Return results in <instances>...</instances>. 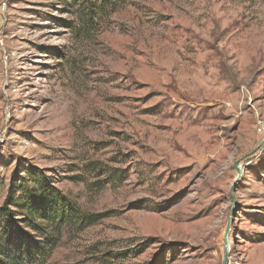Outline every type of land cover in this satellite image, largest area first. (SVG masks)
<instances>
[{"label":"rangeland","instance_id":"obj_1","mask_svg":"<svg viewBox=\"0 0 264 264\" xmlns=\"http://www.w3.org/2000/svg\"><path fill=\"white\" fill-rule=\"evenodd\" d=\"M36 170L82 220L36 231ZM12 185L7 264H264V0H0Z\"/></svg>","mask_w":264,"mask_h":264},{"label":"trees","instance_id":"obj_2","mask_svg":"<svg viewBox=\"0 0 264 264\" xmlns=\"http://www.w3.org/2000/svg\"><path fill=\"white\" fill-rule=\"evenodd\" d=\"M32 181L39 187L41 195L37 197L25 190L24 198L28 204L30 218L35 221L34 228H36V231L39 233L46 232V225L53 222H76L83 219L77 204L52 185L51 179L43 177L39 170L33 173ZM15 197L16 190L12 185L3 205L0 207V217L6 222L13 221V223H16L14 219L16 211L13 206ZM3 240L5 241V236L1 234L0 244ZM24 255L27 256L26 253ZM3 258V253L0 252L1 264H7ZM10 260L8 259V262Z\"/></svg>","mask_w":264,"mask_h":264},{"label":"water","instance_id":"obj_3","mask_svg":"<svg viewBox=\"0 0 264 264\" xmlns=\"http://www.w3.org/2000/svg\"><path fill=\"white\" fill-rule=\"evenodd\" d=\"M235 167L238 170V172L240 173V168H239L237 163L235 164ZM226 253H227V245L225 246V257H226Z\"/></svg>","mask_w":264,"mask_h":264},{"label":"bare ground","instance_id":"obj_4","mask_svg":"<svg viewBox=\"0 0 264 264\" xmlns=\"http://www.w3.org/2000/svg\"><path fill=\"white\" fill-rule=\"evenodd\" d=\"M236 264H240L239 262H236Z\"/></svg>","mask_w":264,"mask_h":264}]
</instances>
